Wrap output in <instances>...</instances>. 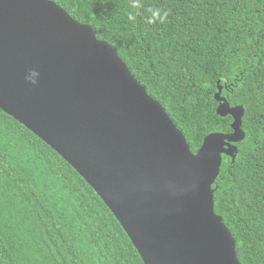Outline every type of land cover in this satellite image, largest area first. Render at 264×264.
Returning a JSON list of instances; mask_svg holds the SVG:
<instances>
[{"label":"trees","instance_id":"trees-1","mask_svg":"<svg viewBox=\"0 0 264 264\" xmlns=\"http://www.w3.org/2000/svg\"><path fill=\"white\" fill-rule=\"evenodd\" d=\"M51 1L113 47L192 153L234 130L217 93L243 108L244 137L220 154L213 208L239 264H264V0ZM0 264H144L84 177L1 108Z\"/></svg>","mask_w":264,"mask_h":264},{"label":"water","instance_id":"water-1","mask_svg":"<svg viewBox=\"0 0 264 264\" xmlns=\"http://www.w3.org/2000/svg\"><path fill=\"white\" fill-rule=\"evenodd\" d=\"M33 70L35 84L26 79ZM215 97L234 130L208 134L192 153L90 25L51 0H0V108L84 177L144 264H239L211 185L221 152L244 137L243 108Z\"/></svg>","mask_w":264,"mask_h":264},{"label":"clouds","instance_id":"clouds-1","mask_svg":"<svg viewBox=\"0 0 264 264\" xmlns=\"http://www.w3.org/2000/svg\"><path fill=\"white\" fill-rule=\"evenodd\" d=\"M38 76V73L36 71H30L29 75L26 77V79L30 82L35 84L37 82L36 78Z\"/></svg>","mask_w":264,"mask_h":264}]
</instances>
